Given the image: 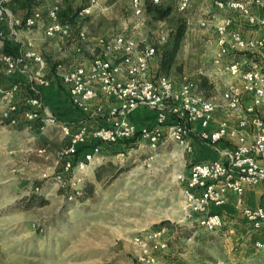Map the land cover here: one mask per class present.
<instances>
[{"label":"built area","instance_id":"built-area-1","mask_svg":"<svg viewBox=\"0 0 264 264\" xmlns=\"http://www.w3.org/2000/svg\"><path fill=\"white\" fill-rule=\"evenodd\" d=\"M21 1V0H18ZM45 0H35L39 4L32 14L24 21L17 18L10 8L13 0H0V23H5L11 30V37L19 43L17 54L1 55L6 65L7 75H19L25 79L32 96L25 104L14 102L20 84L10 88H0V101L8 104L3 112V118L9 125L24 123L27 130H33V123L41 121V130L50 127L60 128L67 139V146L61 152L58 162L62 171L59 179H65L75 170L87 172L102 160V145L115 144L139 136V149L156 152L164 139H169L193 152L190 142L194 134L193 125L198 123L204 130L199 133L200 139L209 144L224 160L195 163L192 165L189 177L179 175L183 183L182 190L185 214L188 219L199 215V226L214 232L221 229L224 221L221 215L209 213L211 206L220 207L226 203L227 195L232 192L243 197L246 190L264 185V117L258 113L264 101V66L248 65L243 69L241 63L230 64L227 69L233 75L241 74L242 86L229 87L219 101L206 98L198 92L196 85L185 77L177 87L166 76H157L152 69V61L157 55L154 45H142L141 41L126 35L114 37L93 38L85 30L76 33L77 44L75 52L83 54L86 48L93 52V59L88 65H80L74 69L64 70L59 65V78L68 86L70 99L74 107L91 118L108 115L116 119L112 126L95 129L83 127L76 132L70 125L61 124L58 118L46 108L42 92L35 86L38 82L42 87H49L50 81L45 76L46 58L39 52L26 51V44L20 40L19 29L33 31L45 27L47 38L60 37L69 39L73 32L70 23L61 19V5L56 3L44 9ZM197 0H179L177 9L186 13ZM218 9L239 10L250 15V8L241 1L213 0ZM102 0H81L77 20L93 14L101 5ZM148 2L160 4L161 0H131L133 13L143 17ZM252 5L264 8V0H252ZM251 22L264 26V20L251 18ZM3 36V35H2ZM161 42L167 38L165 32H160ZM217 42L220 52L215 65L223 68L224 60L240 53H248L258 47H264L261 40H247L240 32L230 33L227 26L217 28ZM37 65L32 72L30 62ZM247 64L245 60L244 65ZM246 95L252 96V104L245 107L243 101ZM105 99V104L94 105L96 101ZM243 107V108H242ZM140 108H147L157 115V125L153 128L139 129L130 120V116ZM242 108V110H241ZM223 109L230 112L242 111L245 116L237 127L223 121L213 132L207 129L216 111ZM97 143L85 151L82 159H77L80 147ZM45 156L47 151L42 149ZM153 158L149 157L147 160ZM243 214L248 222L260 229L264 224V207L243 208ZM167 229H157L148 234L147 238L138 236L135 245L148 251L150 243L154 251L165 250L168 243L164 236ZM258 247L264 244L257 243ZM141 261L153 263L154 257L147 253L140 256Z\"/></svg>","mask_w":264,"mask_h":264},{"label":"rangeland","instance_id":"rangeland-1","mask_svg":"<svg viewBox=\"0 0 264 264\" xmlns=\"http://www.w3.org/2000/svg\"><path fill=\"white\" fill-rule=\"evenodd\" d=\"M57 2L66 22L81 6V0H45L44 9ZM173 17L184 18V13L174 10ZM70 24L74 34L86 27L93 38L122 34L142 45H155L159 33L169 32L173 22L156 21L147 12L135 16L131 0H102L82 24ZM194 32L206 40L202 29L194 27ZM210 61L207 48L197 45L190 53L185 43L178 56L182 69L173 72L171 80L179 85L185 75L204 76L201 69ZM220 97L213 92L210 98L219 101ZM240 112L227 114L234 118ZM2 115L0 264H217L224 257V245L218 244L221 232H205L199 227V215L185 217L184 185L178 177L190 172L194 147L189 153L164 139L156 152L135 147L123 158H105L103 164L112 161L117 168L103 171L101 182L96 179L99 166L87 172L75 170L60 180L61 157L46 147L47 154H40L44 148L40 140L34 144L30 133L16 134ZM59 144L63 143H55V150ZM89 181L96 183L92 193L77 198L74 193ZM166 222L172 228L164 226ZM159 228L167 229V249L154 251L150 243L144 252L135 245L136 237L147 238ZM144 253L155 262L141 261Z\"/></svg>","mask_w":264,"mask_h":264},{"label":"crops","instance_id":"crops-1","mask_svg":"<svg viewBox=\"0 0 264 264\" xmlns=\"http://www.w3.org/2000/svg\"><path fill=\"white\" fill-rule=\"evenodd\" d=\"M179 0H165L166 3H171L175 11H178ZM241 1L249 6L251 12L250 15L232 9H218L214 5L213 0H197L195 1L188 11L184 13L188 22V31L183 41L182 48L187 44L190 53H194L197 49V45H201V48H207L211 52V61L209 65L203 67L205 73L216 84V94L222 95L231 86H242L244 83L241 78V74L233 76L227 69L230 64L241 63L243 69L248 68V65L264 66V47H258L248 53H240L231 55L224 60L223 68H219L215 65V60L220 52V47L217 42V28L219 26H227L230 33L240 32L244 34L247 40H261L264 38V26L258 23H252L251 18H255L258 21L264 20V8L252 5V0H235ZM60 4V2H57ZM23 14L19 11L15 16L19 18ZM84 27V26H83ZM195 28H200L204 31L206 40L200 39L199 35L194 32ZM80 30L88 32L84 27ZM191 33H188V32ZM9 26L5 23H0V88L8 87L11 83L7 77H13L12 79L20 84L18 93L16 94L14 102L17 104H25L29 99V95H32L29 85L25 79L19 75H7L6 65L1 60V55L5 53L17 54L19 51V43L14 40L11 35ZM89 33V32H88ZM3 35V36H2ZM90 35V33H89ZM116 34L108 37H114ZM20 40L23 41L26 46V51H36L41 53L47 61V68L45 70V76L50 81L49 87H42L38 82L35 86L40 89L43 95L44 104L59 120L61 124L70 125L72 131L76 132L79 129L86 127L88 129H95L104 126H112L116 119L108 116H98L91 118L82 111L78 110L71 102L68 86L59 78V65H62L64 70L70 71L80 65H88L93 59V52L90 48H86L83 54H77L75 52V46L77 44L76 34L63 40L60 37L47 38L45 36V27L35 29L33 31H27L19 29ZM204 38V37H203ZM9 41V43H6ZM199 42V43H198ZM17 46V47H16ZM17 48L13 49V48ZM181 48V49H182ZM181 51V50H180ZM74 53V54H73ZM58 60V61H57ZM245 60L247 64L244 65ZM55 65L54 63H57ZM32 72L37 70V65L31 61ZM152 69L156 73L160 69V60L158 57L152 61ZM188 77L195 85V79L191 76ZM3 79V80H2ZM7 79V80H6ZM177 87L176 81H173ZM212 99V98H209ZM105 104L109 106V103L105 99L96 101L94 105ZM245 107L252 104V96L246 95L243 101ZM8 109L6 102L0 101V113ZM258 113L264 117V101L259 107ZM232 118L227 114V110L220 109L216 111L211 124L207 131H215L219 124L223 121H228L230 126L237 127L240 120L245 116L243 112L236 113ZM130 120L140 130L144 128H153L157 125V115L154 111L147 108H141L130 116ZM13 131L17 133H30L32 138L30 142L36 144L40 139L46 140L48 143L47 149L50 152H55L59 157L63 149L67 146V139L64 137L60 128L50 127L47 130H40V133H36L34 130L29 131L26 129L24 123H19L16 126H12ZM194 134L190 138V142L194 147L192 153V159L195 163L212 162L216 160H224V157L214 151V149L207 143L202 142L199 133L204 131L198 123L193 125ZM59 144L58 150L54 149V145L57 142ZM33 146V145H32ZM138 147V145H137ZM45 148V150H46ZM122 148V147H119ZM104 147L102 153V160L95 164L91 169L97 168L104 163L105 158L118 159L123 158L126 154L130 153L132 149H124L121 152L113 154L118 149L106 150ZM148 159V158H147ZM149 160H146V162ZM190 172L187 177H189ZM89 178V177H88ZM264 207V185L252 187L246 190L243 197L230 192L226 197V203L223 206L216 207L211 206L209 213L219 214L222 216L224 225L218 231L221 232L222 237L218 244L224 245V257L218 259L217 264H264V246L258 247L257 243L264 244V224L260 229H255L245 218L243 214V208H257ZM187 218V216L185 215ZM200 227V226H199ZM207 232V231H205Z\"/></svg>","mask_w":264,"mask_h":264},{"label":"trees","instance_id":"trees-1","mask_svg":"<svg viewBox=\"0 0 264 264\" xmlns=\"http://www.w3.org/2000/svg\"><path fill=\"white\" fill-rule=\"evenodd\" d=\"M37 6H39V4L36 3L35 0H21V1L13 0V2L10 4V8L14 14H17L19 11L23 12V14L19 17L23 21L32 14L33 10ZM145 12L153 16V18L156 21H170V22L172 21L173 22V25L170 31L166 32V36H167L166 40L164 42H161L160 39L158 38L159 41L157 42V44L154 45L157 50L156 57H158L160 60V69L155 74L157 76H166L168 78H171V75L173 72H177L182 69L181 67L178 66V56L182 48L183 41L187 34V29H188L187 19L185 18V16L184 18L183 17H173L174 7L171 3L154 4L153 2H148L146 5ZM71 20L72 22L76 21L79 24H82L83 22L82 21L80 23L77 20V14L72 15L70 18V21L67 20L68 22H66L65 20H62V21L66 23H72ZM6 43H9V41H6ZM16 47L13 49L17 50ZM12 78L13 77H10V76L7 77V79L10 80L11 84L8 87H4V88H10L14 84H17V81ZM195 83H196L198 92L202 94L203 96H205L206 98H210L213 92H216L215 82L205 75L195 78ZM31 96L32 95L30 94L28 97H31ZM41 126H42L41 121H37L33 123V130L36 133H40ZM139 138H140L139 136H136L135 138H132L130 140L119 141L115 144H111V145L104 144L102 145V150L104 149V147H107L106 150H109L111 148L113 150L116 147L118 150L113 153V154H116V153L121 152V150H124V149L128 150L131 148H135L139 144V140H140ZM39 143L44 148L48 146V143L46 140L40 139ZM96 144L97 143L90 142L89 144L80 147L78 150L77 159H82L84 152L90 150ZM119 147H122V148H119ZM116 168H117V164L113 163L112 161H109V163L106 165L101 164L97 168V175H96L97 181L101 182L103 180V171H108L110 169L114 170ZM115 176L116 175H113L112 177L114 178ZM95 184L96 183L92 181L85 183L83 187L80 189V191L75 192L74 195L77 198H82L85 194L86 195L91 194L93 189L95 188ZM164 226L172 228V224L170 222L164 223Z\"/></svg>","mask_w":264,"mask_h":264}]
</instances>
